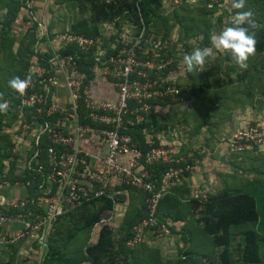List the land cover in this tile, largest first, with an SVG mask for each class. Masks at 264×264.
I'll return each mask as SVG.
<instances>
[{
  "label": "built area",
  "instance_id": "obj_1",
  "mask_svg": "<svg viewBox=\"0 0 264 264\" xmlns=\"http://www.w3.org/2000/svg\"><path fill=\"white\" fill-rule=\"evenodd\" d=\"M200 1L211 6L220 0H165V4L172 9L183 2ZM127 28L111 50L71 28L54 33L50 49L43 52L50 55H44L43 62L36 56L24 71L20 80L25 88L16 91V106H9L16 118L7 127L13 143L8 151L17 157L15 173L34 170L43 182L32 193L27 192L30 181L11 185V165L4 162L0 175L1 247L23 240L38 241L44 247L61 216L100 197L111 198L116 204L115 184L130 185L145 194L147 216L134 226L128 246L134 248L147 235H171V223L160 221L158 216L160 202L195 170L197 160L190 162L189 157L176 155L168 144L144 150L124 131L130 116L135 117V123L149 121L155 104L177 99L180 94L163 72L168 63L163 61L172 47L170 40L147 35L142 18L140 29L132 22ZM41 40L39 35L37 45ZM69 46L81 54L64 53ZM88 53L94 59L88 65L92 77L81 69ZM99 78L113 84L114 99L95 96ZM93 137L101 141L100 150L94 153L84 146ZM227 150L231 154L264 151V124L249 123L235 130ZM156 163L168 166L160 178L149 169ZM14 188H23L25 193L14 196L8 192ZM115 216L114 210L103 214L91 234L103 225H112Z\"/></svg>",
  "mask_w": 264,
  "mask_h": 264
},
{
  "label": "rangeland",
  "instance_id": "obj_2",
  "mask_svg": "<svg viewBox=\"0 0 264 264\" xmlns=\"http://www.w3.org/2000/svg\"><path fill=\"white\" fill-rule=\"evenodd\" d=\"M233 3L234 0H220L219 3L209 6L208 2L200 1L172 9H165L166 4H163L160 9L161 13L156 15L157 19L151 27L152 33L161 38H168L172 43V47L166 56L164 55L163 62H168L166 63L165 76L167 75V79L182 90L179 98L169 101V104L175 107L174 109L178 104H183L186 101L195 102V104L199 102L216 103L220 100H230V96H232L233 100L239 103L248 101L257 112L264 111V50H258L256 44L253 54L247 60L248 66L245 69L239 68L230 54L214 48L211 58L203 66L195 67L191 72H188L182 64L183 56L190 54L196 48H212L210 37L213 34H219L225 27L232 26L231 20L237 11H248L252 14L251 19L255 21V27L250 31L254 34L255 42H264V0H244L243 9H235ZM20 5L22 7L17 13L18 16L15 20L10 19V6L16 9ZM90 17L91 9L88 0H0V103L7 105L5 110L0 111V155L9 150L10 145L8 146L4 136L11 134L7 127L14 118V110L9 108L10 87L8 82L19 75L22 67L30 59L32 62L37 60L35 55L32 57V40L35 37L33 36L34 30H30L29 26H33L35 22L38 23V33L42 36V40L38 45L36 43L33 46L34 51L43 53L50 49V40L54 33L65 32L77 25L78 22L89 20ZM126 18L122 16L121 19L118 18L120 20L117 22L105 21L100 26L102 36L96 39L102 42L105 48L111 50L116 39L121 38L128 29ZM39 24H42V27ZM48 30L51 31L50 35ZM47 36H49L48 39ZM127 42L129 41L127 40ZM199 112L194 113V115L197 114L193 118L194 123H198ZM170 113L175 118L176 114L172 111ZM178 113L179 119H182V114L186 115L187 111L179 108ZM171 114L169 118L172 117ZM170 121H172L171 124H181L182 122L181 120H172V118ZM254 121L264 124V114H257ZM195 125L189 129L178 125L176 130L194 133L197 128ZM245 155L248 162L245 167L248 171L246 178L249 182L248 185L259 181L256 184L264 187V151L245 153ZM1 158L0 156V166ZM122 187L119 186V189L123 190ZM126 190L130 195L129 204L126 206L124 194L115 195L119 205L127 207L118 212V214L121 213L120 217H117L118 214H116L114 223L110 225L114 233L112 239L115 247L127 234V222L133 217L136 203L140 202L143 196L142 191L135 187L126 188ZM167 199L169 200L168 194L161 201L169 202ZM134 202L135 204H133ZM127 212L130 214V219L126 216ZM108 213L109 211H105L103 214ZM167 220L169 221V219ZM63 223L67 231L62 238L57 237L59 241L56 244V247L61 249V254L49 263H88L84 255L85 246L96 242L98 232L91 234L86 231V235L81 231L70 240L69 233L74 231L69 229L67 220ZM194 223L197 228L190 232V235H187V230L177 231L178 225L175 224V227L171 225L170 236L161 235L155 239L150 236L148 239L143 237L144 239L136 244L137 248L134 247L137 256L132 258L129 264H223L219 256L221 248L213 244L212 238L203 232L201 225L196 220ZM188 224L194 226L192 222ZM161 242L168 246V252H164L160 247ZM239 245H242V237L237 234L230 247V257L233 260L230 264H240L238 260L241 257L240 250H238ZM260 246L261 264H264V243ZM126 247L133 249L128 245ZM138 249L140 250L138 251ZM157 253H159L158 256ZM47 254L46 248L40 246L38 241L23 240L16 245L0 249V264H44L43 261ZM119 262H122V259Z\"/></svg>",
  "mask_w": 264,
  "mask_h": 264
},
{
  "label": "trees",
  "instance_id": "obj_3",
  "mask_svg": "<svg viewBox=\"0 0 264 264\" xmlns=\"http://www.w3.org/2000/svg\"><path fill=\"white\" fill-rule=\"evenodd\" d=\"M88 1L90 2L91 9L90 19L85 20L82 23L78 22L77 25L71 27L72 31L83 36L96 39L102 36V30L100 28L102 22H117L119 20L118 18L121 19L122 16H125L127 17V20H125L127 21V24H129V22H132L136 27L138 26V29H140L142 18L146 26L147 35H153L154 37H157L156 34L152 33L151 27L157 19L156 15H159V13H161L160 9H162V5L165 4V0ZM192 4L194 3L183 2L176 7H180L183 5L188 6ZM21 7L22 6L20 5L15 9L13 8V6H10V19L13 18L15 20V18L18 16L17 13L20 11ZM7 9L9 8L7 7ZM165 9H167L166 5ZM37 26L38 23L36 22L33 24V26H29L30 30H34L33 36L35 37L32 40V57L35 55L41 62H43L41 58L44 55L49 56L50 54L34 51L33 45L36 44L39 39ZM159 31H161V28H159ZM162 39L169 40L168 38ZM255 44L258 50H264L263 41H260V43L256 41ZM77 51L81 54L79 49L69 46L64 50V53L75 54ZM93 62L94 59L92 58L91 54L88 53L86 59H82L81 63V69L87 71L90 77H92V74L88 70V65L92 64ZM31 63L32 59H30V61H28L22 67L19 75L16 78L21 79L24 71L31 66ZM165 71L166 68L163 71L164 74ZM176 86L180 90V87L178 85ZM15 93L16 91L10 88L8 95V101H10L9 106L15 107L17 104ZM181 93L182 90H180L179 96L181 95ZM169 101H172V99L167 98L164 101L158 102L154 105L153 110L158 105L161 106L164 104H169ZM152 117L153 113L149 117V121L135 123V117L130 116V121L129 123H126V129L124 130L125 132L131 134L138 146H140L144 150L150 148L151 146H158L159 144H161L154 135L153 138L148 139V128L150 127L149 125ZM11 123L9 122L8 124ZM4 137L7 140L6 143L8 144V146L13 145L9 138V134H6ZM1 154L2 155L0 156L2 157V162L0 166V175L3 173L4 162L9 161L11 170L8 175V179L11 185L16 181H30V185L27 186V192L32 193L34 192L35 188H37V186L43 182L41 174L35 172L34 170L27 169L24 174L15 173L17 157H14L11 151H4ZM188 160L192 162V158H189ZM167 167L168 166L165 164L156 163L149 166V169L152 172L156 173L157 178H160L162 172ZM189 174L190 173H187L186 176H188ZM257 182L251 183L248 187L245 188H235V190L233 191L224 190L218 192L217 194L208 195L201 203L198 199H194L192 201L195 204L196 208H198L199 205L202 206V209L199 211V215L196 221L202 226L203 232L210 238H212L211 241L213 242V244L216 247L221 248L219 256L223 261V264H230L231 262H233L230 257V247L237 234H240L242 237V245H239L240 247L238 248L241 254V257L238 259L240 264H261L262 259L260 255V245L264 243V187L257 185ZM1 183L2 181L0 179V184ZM130 187L132 186L123 185L122 188L130 189ZM21 191V193L20 191H14L12 195L21 196L25 193V190L22 189ZM142 195L143 196L141 201L136 203L137 205L133 217L130 219V214L128 212L126 214V216H128V219L130 220L127 222L126 228H128V231L125 237H123V239L115 247L112 239L114 233L110 225H103L98 230V237L96 242L85 246L84 255L86 262L90 264H129V261L137 256V252L135 250V248L137 247L133 249L129 247L127 248L126 244L127 241L134 235V226L147 216V208L144 202L145 194L142 192ZM162 201L159 205L158 216L160 217V221L166 222L167 218L165 215H163L162 212V210L165 208ZM133 204H135V202ZM114 206L115 203L111 198L100 197L86 202L82 206L61 216L53 224L50 234L47 237V243L44 247L46 248V252L48 251V254L43 261L44 264H50L49 262H51V260L55 259L58 255L61 254V249L56 247V244L59 241L57 237L62 238L63 234H66L67 231L65 230V224L63 223V221L67 220L69 229L71 231H74L69 233L68 237L71 240L76 236V234L81 231L85 232L86 235L87 232L91 233L93 225L100 220L102 214L105 211H111ZM148 236L149 235H147V239ZM150 237L154 239L157 238L156 236L152 235ZM141 245L144 244L141 243ZM3 248L5 247L0 246V249ZM140 249H138V251ZM120 259H122V262H119Z\"/></svg>",
  "mask_w": 264,
  "mask_h": 264
},
{
  "label": "crops",
  "instance_id": "obj_4",
  "mask_svg": "<svg viewBox=\"0 0 264 264\" xmlns=\"http://www.w3.org/2000/svg\"><path fill=\"white\" fill-rule=\"evenodd\" d=\"M125 22L127 24V21ZM39 25L42 27V24ZM49 33H51L50 30H48ZM94 91L95 96L100 99H114L116 97L113 84L103 78L97 80ZM178 107L185 110V112L187 111L186 115L185 113L182 114V119H179ZM174 108L171 104L155 107L153 117L150 121V127L148 128V139L153 138L154 135L161 144L172 146L176 155L197 160L195 170L180 183L173 186L170 191L171 193L169 192L168 194L169 200H167L169 202H163L165 208L162 210L163 215L169 219L171 225H174V227L175 224L178 225L176 227L177 231L184 232L187 230V235H190V232L195 231L197 228L194 221L202 209L201 205L198 208L195 207V204L192 202L194 199H198L201 203L208 195L217 194L224 190L233 191L235 188L241 189L249 186V182L246 179L248 171L245 169L247 167L246 164H248L247 157L245 154L229 153L227 150V141L235 130L245 127L249 123H254L257 114L263 115L264 111L260 110L262 112H257L255 111V107L248 101L239 103L234 101L232 96H230V100H220L216 103L199 102L195 104V102L191 103L186 101L183 104H178L176 109ZM171 111L176 114L175 118L170 113ZM196 111H200V116L197 118L198 123H194L193 121L194 116L197 115H194ZM170 114L172 120H181V124H171ZM194 124L197 127L194 133L176 130V126L178 125L182 128L189 129ZM84 146L87 151L94 153L100 150L101 141L97 137H93L89 142H85ZM22 189L14 188L10 189L11 191L8 190V192L13 194L14 191H20L21 193ZM114 191L117 194H124L123 197L126 200L125 206L129 204L130 195L128 194V190L125 188L121 190V188L119 189V185L115 184ZM115 206L112 210L116 214L127 208L119 205V202ZM190 222L194 226H190L188 224ZM190 227L192 228L191 230L189 229ZM160 247L163 248L164 252H168L169 250L164 242L160 243Z\"/></svg>",
  "mask_w": 264,
  "mask_h": 264
},
{
  "label": "clouds",
  "instance_id": "obj_5",
  "mask_svg": "<svg viewBox=\"0 0 264 264\" xmlns=\"http://www.w3.org/2000/svg\"><path fill=\"white\" fill-rule=\"evenodd\" d=\"M233 7L243 9L244 0H234ZM251 16L248 11H237L232 17V26L225 27L219 34L210 37L212 48H196L190 54H185L182 64L186 71L191 72L195 67L203 66L211 58L213 48L230 54L239 68H247V60L255 50L254 34L250 31L255 27V21ZM8 83L17 92H22L25 88V82L19 78H13ZM6 107V104L0 103V111Z\"/></svg>",
  "mask_w": 264,
  "mask_h": 264
}]
</instances>
